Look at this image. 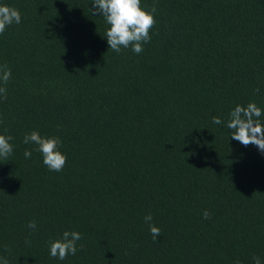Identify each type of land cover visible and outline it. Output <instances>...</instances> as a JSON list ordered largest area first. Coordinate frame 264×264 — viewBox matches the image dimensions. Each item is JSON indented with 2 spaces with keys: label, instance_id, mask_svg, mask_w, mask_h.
I'll return each mask as SVG.
<instances>
[{
  "label": "trees",
  "instance_id": "trees-1",
  "mask_svg": "<svg viewBox=\"0 0 264 264\" xmlns=\"http://www.w3.org/2000/svg\"><path fill=\"white\" fill-rule=\"evenodd\" d=\"M0 5L22 15L0 34V65L12 72L0 134L14 146L0 159V256L264 264V154L226 127L238 104L264 110V0H141L156 7V23L139 55L109 49L92 0ZM30 131L61 139L62 171L23 142ZM148 213L161 229L156 242ZM64 231L82 233L83 248L59 260L49 245Z\"/></svg>",
  "mask_w": 264,
  "mask_h": 264
},
{
  "label": "clouds",
  "instance_id": "clouds-1",
  "mask_svg": "<svg viewBox=\"0 0 264 264\" xmlns=\"http://www.w3.org/2000/svg\"><path fill=\"white\" fill-rule=\"evenodd\" d=\"M94 8L90 11L93 15L103 17L109 25L105 37L110 46L109 49L117 54L122 48H131L132 52L139 55L144 51V44L150 42V30L155 25L156 7L145 10L141 6V0H92ZM22 15L20 11L11 6L0 5V34H3L8 26L20 24ZM12 76L11 69L7 64L0 65V100H6L8 90L6 85ZM259 92V89H255ZM264 116V110L257 106L255 102H249L246 106L236 105L230 112L226 127L231 130V138L240 142L243 146L255 145L264 154V121L260 118ZM3 121L0 120V123ZM212 123L216 125L225 122L218 116L213 117ZM13 140L11 135L0 134V159L7 160L13 153ZM25 144H35L38 151L43 156V164L50 171L60 172L67 162L66 154L59 149L62 141L58 136L44 137L38 131H30L23 138ZM31 150H25V158H30ZM203 217L208 219L209 211L203 212ZM144 221L149 225L153 241L161 235V229L153 221V216L148 213ZM27 227L36 230V222L29 221ZM83 239V234L78 231H64L62 236L50 242L49 253L53 258L65 260L69 255H75L82 250L83 245L77 247V242ZM25 243L31 245V241L26 238ZM5 251L10 249L5 248ZM253 264H262L259 256L252 258ZM0 264H10L6 256H0ZM239 264V261H236Z\"/></svg>",
  "mask_w": 264,
  "mask_h": 264
}]
</instances>
